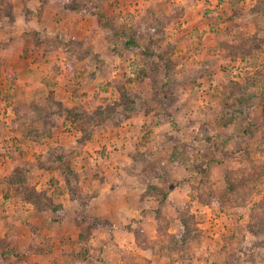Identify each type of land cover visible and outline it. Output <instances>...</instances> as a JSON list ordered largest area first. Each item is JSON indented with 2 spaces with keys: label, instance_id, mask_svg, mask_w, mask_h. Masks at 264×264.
<instances>
[{
  "label": "rangeland",
  "instance_id": "rangeland-1",
  "mask_svg": "<svg viewBox=\"0 0 264 264\" xmlns=\"http://www.w3.org/2000/svg\"><path fill=\"white\" fill-rule=\"evenodd\" d=\"M263 95L264 0H0V264H264Z\"/></svg>",
  "mask_w": 264,
  "mask_h": 264
},
{
  "label": "crops",
  "instance_id": "crops-1",
  "mask_svg": "<svg viewBox=\"0 0 264 264\" xmlns=\"http://www.w3.org/2000/svg\"><path fill=\"white\" fill-rule=\"evenodd\" d=\"M45 13H46V11L44 10V14ZM66 15H69V12H66ZM22 16L23 15H21L20 13L17 15V19H16L17 26H21V24H23V23L25 24L26 22L29 21V20H26V18L24 16H23V19H22ZM30 23H33L34 24V21L33 20H30ZM38 29H41V28L38 27ZM18 31H20L19 32V34H20L22 32L21 31V28H18ZM8 36H10V35H8ZM40 40H41V42L36 46V48H35L36 50L35 49H31V48L25 49L26 50L25 53H23V54L22 53H18V55L16 56V58L19 59L20 61H22L23 63L24 62H28V63H25V64H31V65H33L32 63L35 62L34 60H36V58H38V56H40V55L42 56L43 55L42 53L40 54V52L47 53V51H48L47 49L49 48V47H47L45 49V46L43 45V43L45 42V39L42 38ZM41 48H43V50H40ZM30 56L33 57L32 60L29 58ZM65 56L67 58V53H65ZM35 74H37V73H35ZM35 74L33 76H35ZM31 76L32 75H28V74L27 75H19V78L16 81L17 82H20L19 83L20 84L19 85V88L20 89H26L27 92H28V90H31L29 84L26 82L27 80H30L33 77V76L32 77ZM15 86H17V84ZM38 86H40V87H46V82H44V80L42 79V82L40 80V84H38ZM54 138L56 139V142H55L56 145L57 144H60V145L63 144L62 143V136H55Z\"/></svg>",
  "mask_w": 264,
  "mask_h": 264
},
{
  "label": "trees",
  "instance_id": "trees-1",
  "mask_svg": "<svg viewBox=\"0 0 264 264\" xmlns=\"http://www.w3.org/2000/svg\"><path fill=\"white\" fill-rule=\"evenodd\" d=\"M257 102V101H256ZM262 102H263V105H264V95H263V100H262ZM45 130V129H44ZM40 132L41 131H34V134H32V135H29L30 136V138H32V139H37V140H39L40 138L38 137L39 135L38 134H40ZM43 134V133H42ZM59 160H60V163H63V157L62 156H60L59 158H58ZM61 159H62V161H61ZM70 170V169H69ZM69 172H71V171H69ZM19 175H20V173H19ZM19 175H18V178H20L19 177ZM233 177V176H232ZM231 177V175H229V177H228V180H229V185H228V187H227V190H228V192H231V193H233V191H234V189H235V178H232ZM234 180V181H233ZM15 182H16V180H12V183H14L15 184ZM234 194V193H233ZM259 205H261L262 207L264 206V205H262V203H259ZM184 221H185V219H183Z\"/></svg>",
  "mask_w": 264,
  "mask_h": 264
}]
</instances>
